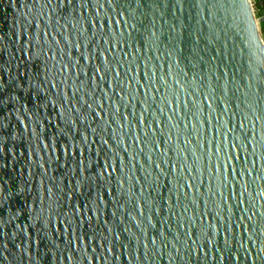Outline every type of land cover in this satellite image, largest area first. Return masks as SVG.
I'll use <instances>...</instances> for the list:
<instances>
[{"label": "water", "instance_id": "95a60500", "mask_svg": "<svg viewBox=\"0 0 264 264\" xmlns=\"http://www.w3.org/2000/svg\"><path fill=\"white\" fill-rule=\"evenodd\" d=\"M257 30L248 0H0V264H264Z\"/></svg>", "mask_w": 264, "mask_h": 264}, {"label": "built area", "instance_id": "2783aa9c", "mask_svg": "<svg viewBox=\"0 0 264 264\" xmlns=\"http://www.w3.org/2000/svg\"><path fill=\"white\" fill-rule=\"evenodd\" d=\"M251 13H252V17L253 20L258 28L260 23H264V7H262L261 5L258 6V9H255L253 7V4L251 6ZM262 42V41H261Z\"/></svg>", "mask_w": 264, "mask_h": 264}, {"label": "trees", "instance_id": "16d2710c", "mask_svg": "<svg viewBox=\"0 0 264 264\" xmlns=\"http://www.w3.org/2000/svg\"><path fill=\"white\" fill-rule=\"evenodd\" d=\"M253 7L258 9V6L261 5L264 7V0H252ZM258 35L259 38L264 41V23H260L258 26Z\"/></svg>", "mask_w": 264, "mask_h": 264}, {"label": "rangeland", "instance_id": "374dc122", "mask_svg": "<svg viewBox=\"0 0 264 264\" xmlns=\"http://www.w3.org/2000/svg\"><path fill=\"white\" fill-rule=\"evenodd\" d=\"M249 4H250V7L252 6V0H248ZM252 8V7H251ZM258 31V30H257ZM262 43H263V46H264V41L261 39Z\"/></svg>", "mask_w": 264, "mask_h": 264}, {"label": "snow or ice", "instance_id": "6c2138e0", "mask_svg": "<svg viewBox=\"0 0 264 264\" xmlns=\"http://www.w3.org/2000/svg\"><path fill=\"white\" fill-rule=\"evenodd\" d=\"M253 39H254V34H253Z\"/></svg>", "mask_w": 264, "mask_h": 264}]
</instances>
